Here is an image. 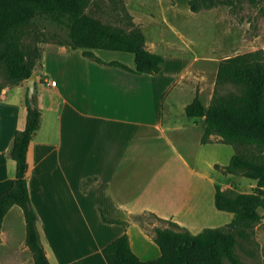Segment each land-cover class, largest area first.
<instances>
[{
	"label": "crops",
	"instance_id": "crops-1",
	"mask_svg": "<svg viewBox=\"0 0 264 264\" xmlns=\"http://www.w3.org/2000/svg\"><path fill=\"white\" fill-rule=\"evenodd\" d=\"M147 45L154 51L148 40ZM163 56L162 69L147 73L136 70L132 51L43 42L33 69L35 103L42 116L32 140L29 191L52 264H108L103 249L124 232L142 260L160 257L162 251L153 233L137 218L148 212L193 233L234 220L233 211L216 205V185L224 189L227 184L217 175L227 179L230 173L215 167L216 163L228 164L234 153L219 161L213 159L216 153L209 152L205 163L213 174L202 173V149L227 142L216 131L204 141V119L186 112L197 92L206 95L205 105L210 104L211 82L205 80L196 89L191 86L195 94L184 103L183 117H188L184 122L173 108L166 120V99L176 97L185 83L192 84L193 61L182 66L179 56ZM114 61L128 68L112 64ZM27 88L25 81L8 87L7 97L0 100V193L12 185L16 175V161L9 149L17 129L25 125ZM194 131L199 144L191 148L186 137ZM181 172L184 183L188 172L192 178L188 196L180 202L166 181L171 173L178 174L173 181L179 186ZM202 183L200 195L192 197ZM16 207L4 219L0 258L24 264L30 251L34 264L26 243L24 213ZM203 219L209 224L200 225ZM257 239L264 249V229H258ZM19 243L26 255L16 260Z\"/></svg>",
	"mask_w": 264,
	"mask_h": 264
},
{
	"label": "trees",
	"instance_id": "trees-1",
	"mask_svg": "<svg viewBox=\"0 0 264 264\" xmlns=\"http://www.w3.org/2000/svg\"><path fill=\"white\" fill-rule=\"evenodd\" d=\"M94 0H0V100L7 97V88L23 84L32 74L36 59L32 36L44 16L68 27V36L56 41L71 47H99L135 53L139 72L158 73L164 56L147 45L143 29L133 22L132 28L109 24L87 9ZM121 13L130 17L124 0H115ZM191 8L197 10V5ZM35 42V41H34ZM99 61H103L97 58ZM112 64L128 68L114 61ZM233 85L226 93L223 85ZM26 109L25 125L18 128L9 155L16 161V175L12 185L0 193V245L4 219L14 205H19L26 222V243L34 264H52L43 242L39 216L34 209L29 191L31 147L34 133L41 122L42 111L28 97L23 98ZM190 117H201L206 123L203 140L208 141L213 131L234 147L228 164L215 167L226 173L243 175L257 180L253 192L222 189L216 185V205L221 210L233 211L234 220L226 226L205 227L199 233L181 227L156 226L153 232L162 254L142 260L131 248L127 232L118 236L103 249L108 264H245L236 253L238 233L252 238L253 225L264 215V49H256L223 59L219 64L216 89L207 106L199 92L186 106ZM1 155V153H0ZM158 217V216H157ZM141 220V216H137ZM142 221V220H141Z\"/></svg>",
	"mask_w": 264,
	"mask_h": 264
},
{
	"label": "rangeland",
	"instance_id": "rangeland-1",
	"mask_svg": "<svg viewBox=\"0 0 264 264\" xmlns=\"http://www.w3.org/2000/svg\"><path fill=\"white\" fill-rule=\"evenodd\" d=\"M124 2L130 17L121 13V9L116 6L115 0H94L87 12L98 16L109 24L121 26L127 30L136 24L143 29L148 43L154 47V51L168 57L179 56V63L182 66L193 61L192 76H190L193 85L185 83L186 86L183 87V90L179 91L178 89L176 97L174 95L167 97L166 120H168V113L172 108L176 113L181 114L179 117L183 119V122L188 118L183 117V112H185L184 103L190 101L191 95L195 94V91H191V86H195L194 89H196L202 87L203 81H210L214 95L219 64L223 59L260 48L264 49V0H124ZM193 3L197 5V10L191 8ZM67 36L68 27L65 24L59 25L50 16H44L38 21L35 34L30 38L33 44L35 43L34 58L39 57L43 42L65 39ZM220 89L221 92L226 93L235 87L226 84ZM201 98L204 102L207 101L205 94ZM181 126L184 128V125L181 124ZM198 137V133L195 131L186 137L191 148L199 144ZM183 140L185 138L182 139V142ZM209 148H211L210 151ZM212 148L215 147L207 146L202 149L201 158L204 165H201L200 169L204 174H213L205 163V160L209 158V152L211 155L216 153V158L213 159L219 161L228 159L229 155L234 153V147L229 143L218 144L214 152ZM193 160L194 154L192 165H195ZM182 174L184 172L180 174L179 186L173 181V177L178 174L174 176L171 173L169 180L166 181L169 184V191H174L179 197V200L176 201L180 202L185 195L188 196L189 189L187 188H189L192 178L188 172L184 183L182 178H185V175ZM217 177L223 183L227 182L224 190L234 189L238 192H249L252 188L255 189L256 186L252 187L253 185H257L256 179L243 175L230 173L227 179L220 175ZM201 188H204V183L199 184L193 190L192 197H198ZM165 191L168 192V189ZM16 208L21 210L18 205ZM166 208L171 209V206L166 205ZM261 208L264 211V206ZM195 214L197 215L198 212ZM139 216H141L142 223L152 233L156 226L179 228L172 225L170 220L157 217L154 212ZM201 221L200 225L209 224L204 222V219ZM253 229L255 234L252 238L238 233L239 243L236 247V253L245 264H264V249L261 248V243L257 239L258 229H264V218L256 222ZM0 252H2L1 249ZM14 253L16 260L24 259L26 255L22 251L20 243L16 245ZM28 254L30 259L24 264H33L30 251ZM0 264L12 263L0 258Z\"/></svg>",
	"mask_w": 264,
	"mask_h": 264
},
{
	"label": "water",
	"instance_id": "water-1",
	"mask_svg": "<svg viewBox=\"0 0 264 264\" xmlns=\"http://www.w3.org/2000/svg\"><path fill=\"white\" fill-rule=\"evenodd\" d=\"M25 83L28 87V97L32 103L35 102V88H36V75L33 73L27 80H25Z\"/></svg>",
	"mask_w": 264,
	"mask_h": 264
},
{
	"label": "built area",
	"instance_id": "built-area-1",
	"mask_svg": "<svg viewBox=\"0 0 264 264\" xmlns=\"http://www.w3.org/2000/svg\"><path fill=\"white\" fill-rule=\"evenodd\" d=\"M53 83H56V81H55V80H53Z\"/></svg>",
	"mask_w": 264,
	"mask_h": 264
}]
</instances>
